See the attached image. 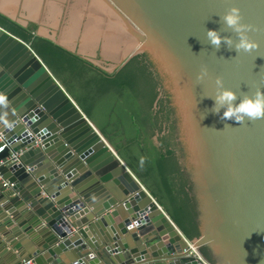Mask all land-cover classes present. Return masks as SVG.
Here are the masks:
<instances>
[{
  "label": "water",
  "instance_id": "obj_1",
  "mask_svg": "<svg viewBox=\"0 0 264 264\" xmlns=\"http://www.w3.org/2000/svg\"><path fill=\"white\" fill-rule=\"evenodd\" d=\"M19 2L0 13L29 27ZM39 2L36 34L109 73L148 55L175 109L196 202L192 246L209 264H264V119L239 123L212 111L217 79L238 98L264 91V0ZM92 2L93 25L84 9ZM48 3L59 6L53 16ZM231 7L257 48L209 43V29L236 40L220 20ZM0 94L9 101L0 116L14 123L0 121V264H204L44 61L1 25Z\"/></svg>",
  "mask_w": 264,
  "mask_h": 264
},
{
  "label": "trees",
  "instance_id": "obj_2",
  "mask_svg": "<svg viewBox=\"0 0 264 264\" xmlns=\"http://www.w3.org/2000/svg\"><path fill=\"white\" fill-rule=\"evenodd\" d=\"M0 25L31 46L182 233L198 237L196 202L177 155L175 109L169 93L157 102L161 77L148 55L109 73L1 13Z\"/></svg>",
  "mask_w": 264,
  "mask_h": 264
},
{
  "label": "clouds",
  "instance_id": "obj_3",
  "mask_svg": "<svg viewBox=\"0 0 264 264\" xmlns=\"http://www.w3.org/2000/svg\"><path fill=\"white\" fill-rule=\"evenodd\" d=\"M220 20L227 29L235 33L236 40L234 41L231 36L221 35V31L209 29L206 32L209 43L215 48H219L223 42L229 49L234 48L237 53L249 52L257 48V44L250 40L247 32L249 26L242 22V16L238 7L229 8ZM206 74V70H202ZM201 78V77H198ZM218 92L214 97V105L212 111L214 113L222 112V119L234 120L236 122H243L246 118L248 120L264 119V91L257 90L251 96L238 98L236 94L227 88H224L222 81L217 79ZM9 101L6 95L0 94V109H7ZM6 115V113L4 114ZM0 121L11 129L14 123L9 122L4 116H0Z\"/></svg>",
  "mask_w": 264,
  "mask_h": 264
},
{
  "label": "crops",
  "instance_id": "obj_4",
  "mask_svg": "<svg viewBox=\"0 0 264 264\" xmlns=\"http://www.w3.org/2000/svg\"><path fill=\"white\" fill-rule=\"evenodd\" d=\"M19 7H21V11H18V17L19 18H21V19H28V21H29V26L31 25V24H34V23H31V22H33V20L35 19L34 18V14H36V13H39L40 12V2H38V1H36V2H34V3H30L29 5H28V11H26L25 10V8H24V0H23V2H22V0H20V2L17 4ZM47 5H49V3L47 4ZM49 7H50V5H49ZM23 10L25 11V12H23ZM53 12V10L52 9H50V13H52ZM50 15V14H49ZM54 14L52 13V15L51 16H53ZM42 18V17H41ZM50 21V18H48L47 16L44 18V20H43V22L44 23H48ZM34 25H36L38 28H39V26L37 25V24H34ZM38 31V30H37Z\"/></svg>",
  "mask_w": 264,
  "mask_h": 264
},
{
  "label": "bare ground",
  "instance_id": "obj_5",
  "mask_svg": "<svg viewBox=\"0 0 264 264\" xmlns=\"http://www.w3.org/2000/svg\"><path fill=\"white\" fill-rule=\"evenodd\" d=\"M15 0H0V5L2 6V7H4L5 9H8V7H10V4L12 3V2H14ZM36 1H38L39 2V0H33V3L34 2H36ZM49 5H50V9H52L53 10V14H54V12L55 11H57V9H58V7L59 6H57L56 4H51V3H49ZM84 9H85V11H88V10H90L88 13H90V16H92V18H91V22H90V24L91 25H93L94 23H93V21L95 20V17H96V15L98 14V11H99V8H98V6H96V5H94V3L92 2L90 5H86L85 7H84ZM78 14V7H74L72 10H71V15H77ZM107 21H108V19H107ZM87 26H89V24L87 25ZM75 28H78V25H76L75 27H74V29Z\"/></svg>",
  "mask_w": 264,
  "mask_h": 264
},
{
  "label": "built area",
  "instance_id": "obj_6",
  "mask_svg": "<svg viewBox=\"0 0 264 264\" xmlns=\"http://www.w3.org/2000/svg\"><path fill=\"white\" fill-rule=\"evenodd\" d=\"M4 149V146L0 148V151H2ZM20 156V153H15L12 155L11 159H18ZM8 183L5 182V185H7ZM186 240L189 244V246L191 247V252L190 255L196 256L198 259L202 260V262L204 264H209L203 257L202 255H200V253L192 246L190 240L186 237ZM25 264H32L30 261L26 262Z\"/></svg>",
  "mask_w": 264,
  "mask_h": 264
},
{
  "label": "rangeland",
  "instance_id": "obj_7",
  "mask_svg": "<svg viewBox=\"0 0 264 264\" xmlns=\"http://www.w3.org/2000/svg\"><path fill=\"white\" fill-rule=\"evenodd\" d=\"M20 9H21V7H20ZM20 9H19V11H21ZM21 12H22V11H21ZM23 12H25V11L23 10ZM95 59L98 60V61H101V60H102V57H101L99 51H97V56L95 57ZM103 62H104L105 64L109 63V61H103ZM161 99H164V98H163V96H162V94H161V91H160V89H159V95H158V100H157V102H158L159 100H161ZM157 102H156V105H157ZM156 107H157V106H156ZM156 138H157V139H156ZM155 139L158 141V137H157V136H155ZM157 141H156V142H157ZM177 155H178V157H179V161H180V163L183 162V159H182V156H181L180 150L178 151ZM181 165H182V163H181ZM182 168L184 169L183 165H182Z\"/></svg>",
  "mask_w": 264,
  "mask_h": 264
},
{
  "label": "flooded vegetation",
  "instance_id": "obj_8",
  "mask_svg": "<svg viewBox=\"0 0 264 264\" xmlns=\"http://www.w3.org/2000/svg\"><path fill=\"white\" fill-rule=\"evenodd\" d=\"M29 27H34V29H35V33H36L37 30H38V27H37L36 25H34V24H31ZM140 55H143V54H140ZM132 59H133V58H132ZM132 59H131V60H132ZM131 60H130V61H131ZM149 62H152V61H151V60L149 59V57H148V63H149ZM152 63H153V62H152ZM153 64H154V63H153ZM154 66H155V64H154ZM155 68H156V66H155ZM156 70H157V69H156Z\"/></svg>",
  "mask_w": 264,
  "mask_h": 264
}]
</instances>
